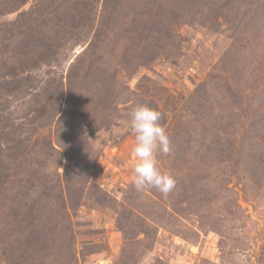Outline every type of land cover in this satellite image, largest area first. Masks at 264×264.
I'll list each match as a JSON object with an SVG mask.
<instances>
[{"label": "rangeland", "instance_id": "rangeland-1", "mask_svg": "<svg viewBox=\"0 0 264 264\" xmlns=\"http://www.w3.org/2000/svg\"><path fill=\"white\" fill-rule=\"evenodd\" d=\"M0 68V264H264V0H0ZM70 71L36 119L39 77ZM138 104L166 196L131 181Z\"/></svg>", "mask_w": 264, "mask_h": 264}, {"label": "clouds", "instance_id": "clouds-1", "mask_svg": "<svg viewBox=\"0 0 264 264\" xmlns=\"http://www.w3.org/2000/svg\"><path fill=\"white\" fill-rule=\"evenodd\" d=\"M161 120L162 113L148 105L138 104L130 109L128 130L135 140L131 150V181L138 191L151 187L166 196L175 187V180L157 166V153L169 155L172 151Z\"/></svg>", "mask_w": 264, "mask_h": 264}, {"label": "trees", "instance_id": "trees-1", "mask_svg": "<svg viewBox=\"0 0 264 264\" xmlns=\"http://www.w3.org/2000/svg\"><path fill=\"white\" fill-rule=\"evenodd\" d=\"M23 1L24 0H19L20 3H22ZM28 41L29 40L27 38L24 39L23 45L27 46L30 43H32V42H28ZM40 47L43 48V51L45 53L48 52V55H49V53L53 51V48H54V50L59 49L61 47V44L59 41H57L55 39L54 41L45 42L44 44H40ZM53 53H54V51H53ZM47 59H48L47 56H42V53H40V54L36 55L34 58H31L30 61H33L34 62L33 64L26 66V64H24L22 62V60L20 58H18L16 60V63L14 62V64L9 68V70L6 73V75L11 78V81H9V82L7 81L8 87L15 82H18L19 84H22L21 83L22 81L25 82V79L27 77L26 78L21 77V76H23L22 71L26 68L30 69L31 67L36 66L37 62L46 61ZM30 61H28V63ZM6 65H8V62H7V64L3 62L1 68L4 67L5 69H7ZM72 68H73V65H72ZM77 71H76V73H74V75H78ZM72 73H73V71H72ZM49 77H51V78L46 79L45 81L41 77H39V79H38L39 84L37 86V87H39V89L35 90V88H33L34 90L32 89V91L29 93L30 99H29L28 104H31L33 106V109L32 110L30 109V113H33L34 117L36 119H37L38 115H39V117L44 116V119H46V118L49 119V117H50V119H52L55 115H57L61 106L67 105L66 99H67V95H69L70 91H71L70 79L73 78V74H71V71H70L67 74V76L65 77L67 84H68V89H66V91L64 88V82H63L62 76L57 77V78H59V81H57V79L55 78L56 76L49 75ZM76 78H78V76ZM11 87H17V85L11 86ZM29 87L30 86H28V88ZM10 89H12V88H10ZM12 90H14V89H12ZM12 90H10L11 93H13ZM2 95H3V92H2ZM1 110H2V108L0 107V113H1ZM35 118H32L33 122L35 121ZM7 125L8 124L4 123L3 128L4 129L8 128ZM14 128L12 130H14ZM1 133H2V131H1ZM9 133H12V131H10ZM9 133L4 132L3 134L7 135ZM49 146H50V148L52 147V145H49ZM43 188L44 189H42L40 191V193L42 196H45L47 199L49 194H47L45 192V190H46L45 185ZM24 209H25V207L22 209L23 218L21 220L25 221L26 227L27 226H36V224L32 222V219H31L32 217L27 218V215L24 214V212H25ZM30 229H32V228H30ZM30 231H32V230H30ZM9 252L11 254L12 250L11 251L9 250Z\"/></svg>", "mask_w": 264, "mask_h": 264}]
</instances>
